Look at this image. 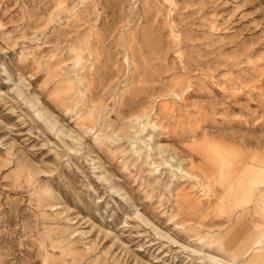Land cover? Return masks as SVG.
<instances>
[{"label": "rangeland", "instance_id": "1", "mask_svg": "<svg viewBox=\"0 0 264 264\" xmlns=\"http://www.w3.org/2000/svg\"><path fill=\"white\" fill-rule=\"evenodd\" d=\"M0 264H264V0H0Z\"/></svg>", "mask_w": 264, "mask_h": 264}]
</instances>
